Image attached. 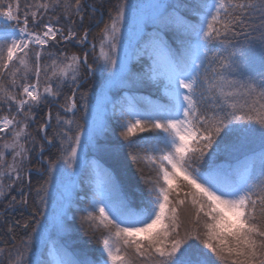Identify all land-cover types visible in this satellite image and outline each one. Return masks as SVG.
<instances>
[{"label": "snow or ice", "instance_id": "6c2138e0", "mask_svg": "<svg viewBox=\"0 0 264 264\" xmlns=\"http://www.w3.org/2000/svg\"><path fill=\"white\" fill-rule=\"evenodd\" d=\"M0 22V111L10 114L0 117V264H264V0H30L23 12L20 0H0ZM62 44L82 54L51 50ZM96 72H107L106 85L162 86L166 101L119 112L123 141L150 154L149 174L141 169L133 200L106 173L89 208L77 209L82 228L106 232L92 261L46 243L50 224L64 232L75 219L70 199L49 210L54 174L82 172L86 148L108 131L105 88L81 91ZM48 105L57 111L39 117L46 167L33 187L29 128ZM246 150L258 151V170L217 162Z\"/></svg>", "mask_w": 264, "mask_h": 264}, {"label": "trees", "instance_id": "16d2710c", "mask_svg": "<svg viewBox=\"0 0 264 264\" xmlns=\"http://www.w3.org/2000/svg\"><path fill=\"white\" fill-rule=\"evenodd\" d=\"M26 2H30V0H20L21 3V11L23 12V6ZM89 3H98L99 0H88ZM115 3V0H112ZM109 5L106 3L105 8L107 9ZM107 15L104 16V22H107ZM8 25L0 22V28H6ZM103 27V23L99 26L92 27L90 30V38L96 39L99 36L100 29ZM53 52L58 50L66 51L68 55L73 54H82L80 46H73L72 44H62L59 49L53 48L51 49ZM91 51V50H89ZM93 56L89 55V63L92 62ZM11 77L6 76L4 78V83L7 84L10 82ZM19 82V78L17 77ZM103 80V74L100 72L94 73L92 76H86L85 87L81 89V91L92 90L96 94L100 90ZM44 87V78L43 75L41 77V91ZM133 94L134 98L139 103V108L143 109L147 104H151L155 102L150 97V92L148 91V82L143 85L130 86L125 85ZM150 87V86H149ZM67 93L68 90L65 89ZM148 98V100H147ZM63 103V99L60 101ZM50 107L53 117L57 111V106L48 105L42 106L40 111L36 113L38 119L35 125H32L29 128V131L32 133V136L36 139V148L31 153V162L26 163V170L30 167L38 169L45 168L44 163L38 158V151L40 147V134L37 133V126L42 122L39 117H42L46 112L47 108ZM5 115H10L8 111L5 109L0 111V117ZM54 123V120H53ZM81 123H84L81 120ZM51 134V132H49ZM153 133H142L138 134V136L149 137L152 136ZM132 139H137V137H132ZM30 146V145H29ZM253 148L258 149V143L252 145ZM57 149H51L52 158L55 156ZM133 154V155H132ZM150 154H146L141 148L133 146L129 147L120 136V128L119 123L115 120L110 119L108 124V131L106 134L100 138V141L95 145H89L86 151V157L92 158L93 163L97 167V170L101 177H103L104 181H107L106 173H111L113 177H116L119 182L122 184L125 193L132 198L133 200H138L140 196V192L142 191L144 185L140 179L141 169L144 170L145 175H148V168L146 167V161ZM49 156V151L45 150V157ZM8 159L10 157H7ZM10 160V159H9ZM218 163H226L231 164L234 167L238 168L242 173L245 168L249 167L251 171L253 168H259V155L258 151L256 153H252L250 151L236 152L231 156H225L223 154L218 158ZM46 178V177H45ZM31 182L33 187H35L38 183H42L43 179L41 175L36 171H31ZM84 191L83 197L75 195L73 198V211L71 216H75V219H72L69 224H67V231L64 232H54L52 234L51 242H55L56 245L64 246L65 250L68 254L74 259H83L87 257L92 261H96L100 258V241L106 238V232L93 234L95 228L89 227L85 225L83 228L81 227L80 217L85 213L82 211H77V209H88L91 204L88 200L89 196H91L94 192L92 188V183L88 179L84 181ZM6 190V189H5ZM16 194V193H12ZM86 198V199H84ZM83 199L82 202L79 203V200ZM88 199V200H87ZM4 207V205H3ZM16 216H19V213H16ZM27 214H25V218ZM0 219H3V214ZM49 259H52L49 257Z\"/></svg>", "mask_w": 264, "mask_h": 264}, {"label": "rangeland", "instance_id": "374dc122", "mask_svg": "<svg viewBox=\"0 0 264 264\" xmlns=\"http://www.w3.org/2000/svg\"><path fill=\"white\" fill-rule=\"evenodd\" d=\"M89 39L92 40L89 36ZM90 50V49H88ZM73 53H71L70 55H72ZM81 55V54H80ZM131 64H135L136 67L132 68V72L136 73L140 68H141V63H138L135 59V55L133 54V59L131 61ZM131 64L129 65V67H131ZM106 76H107V72L103 73V80H102V85L101 88L104 87L105 88V94L107 97V100L110 102H107L106 105L104 104L103 100L101 102V117L103 118V114H104V110L106 107V114H107V118L108 121H110V119L115 120L117 123H119V112L121 111V109L128 111V110H134V109H140L139 108V103L138 101L134 98L132 92L125 87V85H122L120 83H117L115 85H106ZM150 86V87H149ZM101 88L100 90L97 92V95H100L101 92ZM148 91L150 92V97L153 101L151 104H147V106H145V108L153 106V105H157V104H163L166 101V97H164V92H163V88L162 86H157L153 83H148ZM148 100V98H147ZM113 105H115V115L113 114ZM148 133V132H146ZM142 134V133H140ZM87 151V148L85 150V153ZM56 154H58L56 152ZM55 154V155H56ZM133 155V154H132ZM38 158L39 157V151H38ZM55 158V156L53 157ZM10 159V158H9ZM45 167H46V161L43 162ZM27 170L31 171H36L38 174L41 175V173H43L45 171V168H38L35 169L32 167L28 168ZM249 167L247 169H245V172H243L242 174H247L249 172ZM88 179L89 181H91L92 183V188L94 190L93 194L91 196H89V202H92L94 193L97 189L98 186H102L105 184V181L103 179V177L100 176L97 167L95 166V164L92 161V158L86 157V162L84 165V169L82 172H79L78 174L71 176L70 179H64L63 181H59L56 174H54V179H53V185L50 188V192H51V197L49 200V210L51 211L52 209H55L57 212L60 211L61 206H63L67 200H71L74 201L73 198H75V195L77 196H81L83 197V191H84V181ZM86 199V198H84ZM0 200H3L2 197H0ZM83 199L79 200V203L82 202ZM83 203V202H82ZM4 204H6V201H4ZM4 204H0V218L3 214V205ZM72 212L69 213V217H72ZM71 218L66 222L67 224H69L71 222ZM94 228V227H92ZM57 230L50 224L49 225V229L48 232L53 234L54 232H56ZM104 229L103 228H95V231L93 234H99V233H104ZM103 240V239H102ZM102 240L100 241V244L102 242ZM46 247L48 250L53 251V243L48 240L46 243ZM50 258H54L53 256H49Z\"/></svg>", "mask_w": 264, "mask_h": 264}]
</instances>
